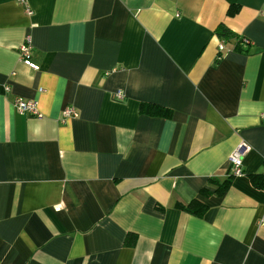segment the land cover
<instances>
[{"label": "crops", "instance_id": "0c3cea01", "mask_svg": "<svg viewBox=\"0 0 264 264\" xmlns=\"http://www.w3.org/2000/svg\"><path fill=\"white\" fill-rule=\"evenodd\" d=\"M262 114L264 0H0V264H264Z\"/></svg>", "mask_w": 264, "mask_h": 264}, {"label": "trees", "instance_id": "16d2710c", "mask_svg": "<svg viewBox=\"0 0 264 264\" xmlns=\"http://www.w3.org/2000/svg\"><path fill=\"white\" fill-rule=\"evenodd\" d=\"M239 8L240 7L238 5H230L228 9V15L234 16L238 12ZM214 33L216 34L220 42H223L224 44L231 40H235L233 50L241 52V53H246L249 51L250 44L245 42V39L247 38L237 34L235 31H233L231 28H229L224 23H220L216 27ZM223 52L224 51H218V57H217L218 60L222 58ZM139 112L145 115L159 116V117H166V118H170L172 116L171 109L162 107L160 105H155L152 103H141L139 107ZM231 178H232V175H230L227 179H225L222 182L212 179V182L217 185L216 189L214 191H210L204 188L200 191V193L205 196H210V195L221 196L226 192V190L230 186ZM249 178H250L251 183L257 188H262V186H264V174L262 173L261 174H250ZM175 205L179 209L185 210L191 214H194L200 217L207 210V206L204 205L202 202H200L196 198H193L191 201L187 203L177 202Z\"/></svg>", "mask_w": 264, "mask_h": 264}, {"label": "built area", "instance_id": "2783aa9c", "mask_svg": "<svg viewBox=\"0 0 264 264\" xmlns=\"http://www.w3.org/2000/svg\"><path fill=\"white\" fill-rule=\"evenodd\" d=\"M28 12H30L27 9ZM245 42L250 44V41L248 39H245ZM219 51H224L225 49V44L223 42L219 43ZM18 55L21 60V62L26 65L27 67L33 69V70H38L39 65L36 63L33 58H32V45L29 40L23 42L19 47H18ZM5 90L8 91L9 88L5 87ZM116 98H121L122 95L118 91L116 94ZM14 106L16 110L20 114H27L31 115L34 117H41V113H39L38 108H37V103L32 100L28 99H23L21 97H15L14 98ZM64 117H75L78 115L76 109L74 107L67 106L64 111H63ZM262 118H264V114H262ZM248 146L246 145L245 142H240L237 147L233 150V152L229 155L228 158V163L230 165L231 169V175H238L243 173V158L246 152L248 151ZM264 174V172H262ZM55 209H59L57 206Z\"/></svg>", "mask_w": 264, "mask_h": 264}]
</instances>
